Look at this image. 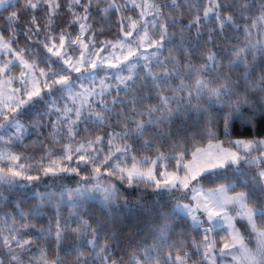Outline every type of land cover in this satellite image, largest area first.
I'll list each match as a JSON object with an SVG mask.
<instances>
[{
  "label": "snow or ice",
  "instance_id": "6c2138e0",
  "mask_svg": "<svg viewBox=\"0 0 264 264\" xmlns=\"http://www.w3.org/2000/svg\"><path fill=\"white\" fill-rule=\"evenodd\" d=\"M0 264H264V0H0Z\"/></svg>",
  "mask_w": 264,
  "mask_h": 264
}]
</instances>
